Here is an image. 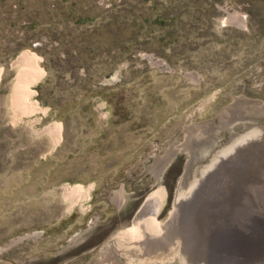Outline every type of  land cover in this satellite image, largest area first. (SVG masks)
<instances>
[{
    "label": "rangeland",
    "instance_id": "obj_1",
    "mask_svg": "<svg viewBox=\"0 0 264 264\" xmlns=\"http://www.w3.org/2000/svg\"><path fill=\"white\" fill-rule=\"evenodd\" d=\"M262 11L0 0V264H146L119 235L152 196L195 262L262 264ZM23 52L44 72L25 103L7 99Z\"/></svg>",
    "mask_w": 264,
    "mask_h": 264
},
{
    "label": "bare ground",
    "instance_id": "obj_2",
    "mask_svg": "<svg viewBox=\"0 0 264 264\" xmlns=\"http://www.w3.org/2000/svg\"><path fill=\"white\" fill-rule=\"evenodd\" d=\"M17 68L19 71V80L16 83L15 87H16L17 92L23 93L24 101L28 102V99L32 96V93H33L30 90V87L36 84L41 79V77L44 75V72L39 69L38 60L36 56L29 52H25L20 56L19 60L17 61ZM60 133H61V129H60V126H58V138L60 137ZM72 191L80 192L82 191V188L75 187ZM181 199H182L181 196L177 197V200H176L177 206L181 202ZM162 209H163V199L161 197L152 196L146 200L145 204L142 206L141 210L138 212L134 220L133 228L123 233H120L119 235V238L121 239L126 238L128 241L127 247L129 250H126V252H132L134 254H137L138 259L146 264H149V262H153V263L159 262L160 264H167L169 260L174 261L175 259H179L180 264H215L216 260L220 261L224 257L223 253L225 251L223 252L219 251L218 255L213 257L212 261H215L213 263L212 262L210 263L205 260L204 261L199 260L195 262V259L189 257L187 250H186V243L184 242L186 237H183L186 234L181 235L180 231L177 233L171 232L168 229L169 225L167 226V225L156 223L155 221L156 217L161 213ZM173 218L171 220H173ZM250 242H251V239H250ZM236 246L238 247L237 244L234 245V247ZM250 246H252V244ZM256 247H258V245ZM215 258H218V259H215ZM221 262H223V260H221ZM262 264H264V259H263Z\"/></svg>",
    "mask_w": 264,
    "mask_h": 264
},
{
    "label": "crops",
    "instance_id": "obj_3",
    "mask_svg": "<svg viewBox=\"0 0 264 264\" xmlns=\"http://www.w3.org/2000/svg\"><path fill=\"white\" fill-rule=\"evenodd\" d=\"M23 53H21L17 57V59L15 60V62H14V66L16 68V74H15V78H14V82H13L12 87L10 89H8L9 97H7V99L12 98V100H15V101L17 100V102L22 101L23 103H25V101L23 99V97H24L23 93L17 92L16 87H15L16 86V83L19 80V71H18V68H17V61L19 60L20 56ZM4 76H5V68L0 66V88L3 86Z\"/></svg>",
    "mask_w": 264,
    "mask_h": 264
},
{
    "label": "trees",
    "instance_id": "obj_4",
    "mask_svg": "<svg viewBox=\"0 0 264 264\" xmlns=\"http://www.w3.org/2000/svg\"><path fill=\"white\" fill-rule=\"evenodd\" d=\"M257 6H262L264 8V0H253ZM254 12V11H253ZM252 14V10L249 11ZM264 14V11L260 13V15Z\"/></svg>",
    "mask_w": 264,
    "mask_h": 264
},
{
    "label": "water",
    "instance_id": "obj_5",
    "mask_svg": "<svg viewBox=\"0 0 264 264\" xmlns=\"http://www.w3.org/2000/svg\"><path fill=\"white\" fill-rule=\"evenodd\" d=\"M23 239V238H22ZM22 239H19V241H21Z\"/></svg>",
    "mask_w": 264,
    "mask_h": 264
}]
</instances>
